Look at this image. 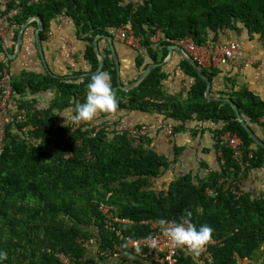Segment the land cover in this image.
I'll return each instance as SVG.
<instances>
[{
    "label": "trees",
    "instance_id": "obj_1",
    "mask_svg": "<svg viewBox=\"0 0 264 264\" xmlns=\"http://www.w3.org/2000/svg\"><path fill=\"white\" fill-rule=\"evenodd\" d=\"M13 10L18 14L7 29L19 30L29 18L39 17L44 23L42 42L53 21L72 18L78 35H85L84 61L92 72L100 65L95 39L113 37L112 29L126 27L133 32L153 65L167 58L168 40L191 38L199 46H209L227 31L235 39L247 35L264 43V0H10L0 5V14ZM32 25L38 28L37 22ZM158 33L159 40L153 43ZM110 52L102 71L111 74L118 108L125 109L120 98L126 99L130 109L140 110L152 101L163 102L156 111L163 114L162 123L173 127L171 136L164 134L168 138L185 131L194 118L222 123L214 132L222 155L220 168L205 173L175 170L169 178L178 157L171 161L158 152L153 138L140 134V128L105 125L109 120L103 115L90 122H74L82 124L72 132L74 104L85 99L91 76L71 80L49 75L12 77L14 99L27 111V120L7 126L0 153V251L7 252L2 264H63L60 255L77 264H111L110 257L120 249L126 251L121 244L128 238L151 234L144 221H180L185 210L193 212L191 219L197 226L208 224L214 229L207 244L212 264H255V257L264 250V190L258 188V181H264V148L250 138L229 103L206 99L207 82L186 59L181 68L194 84L187 101L176 103L162 91L167 78L163 67L154 68L136 88L124 92ZM0 53H5L1 44ZM143 60H137L139 67ZM8 65L5 55L0 73ZM202 71L214 80L215 70ZM41 91L53 95L47 108L36 95ZM227 96L254 132L255 126L262 128L263 136H258L264 142V101L247 88ZM24 127L33 129L23 132ZM228 132L243 142L239 159L221 141ZM103 205H110V210L102 212ZM128 220L131 223L123 222ZM95 240L99 247L92 253L86 246ZM180 264L199 262L181 250Z\"/></svg>",
    "mask_w": 264,
    "mask_h": 264
},
{
    "label": "crops",
    "instance_id": "obj_2",
    "mask_svg": "<svg viewBox=\"0 0 264 264\" xmlns=\"http://www.w3.org/2000/svg\"><path fill=\"white\" fill-rule=\"evenodd\" d=\"M36 18L39 17L29 18L24 24L27 26L23 31L21 50L16 58H12V60L9 58L10 66H8L10 69H6L13 78L18 80L27 75L40 77L49 75L55 79L71 80L86 77V74L92 72L91 65L84 61L87 44L84 40L85 35L82 33L78 35L74 20L68 17H62L52 22V27L47 33V40L42 42L45 56V62H43L36 43V30L38 28L35 29L32 25V23L37 22ZM24 25L19 30L9 27L7 29L6 27V34L2 37V40L11 55L17 53L18 38ZM15 34L18 35L17 40H15ZM98 36H101L97 40L98 52L105 59L110 52L109 50H111L110 42L106 38L110 36ZM159 36L158 33V36L152 40L153 43L158 42ZM240 37L235 39L231 32L224 31L218 41L205 46L208 49L210 60L213 59L210 52L215 51L219 45L240 41L239 44L244 49H242L244 57L241 60L237 59L227 64L214 62L213 67L205 68L206 70L216 71L214 80L210 81L212 84L211 97L212 99H230L227 96L230 92L247 88L264 101V43L256 39L251 40L247 35ZM112 39L116 56H114L112 50L110 53L117 66L119 84L124 92H128L141 83H137L140 76L154 63H152V57H149L148 52L143 47L135 49L122 41ZM5 55V53H0V61L5 58ZM97 57L100 60L98 54ZM140 58L145 59L142 67L137 64V60ZM183 59H185L183 54L177 51L171 54L169 51L167 58L162 61L164 64L159 66L163 67V72L167 75V78L163 81L162 91L167 98H175L174 102L177 101L176 103L187 101L194 84V80L188 77L181 68ZM249 59L257 60L261 64H251L248 62ZM80 73L82 74L80 75ZM135 83L137 84L135 85ZM124 88H129V90H124ZM36 95L40 98L39 102L42 107L47 108L51 105L53 100L51 92L41 91ZM206 99L210 102H216L207 97ZM120 100L124 103L125 109L117 107L112 113H100L96 117L106 116L109 121L105 125L109 127L118 124V126L125 129L140 128V134H148L153 138L155 149L158 152L166 155L171 161L178 157L179 162L176 166H172L169 178L174 177L175 170L178 173L179 171L189 172L191 170H201L202 173H205L208 172L207 169L220 168L219 157L221 151L216 149L214 132L223 127L222 123L213 124L194 118L187 122L185 131L168 138L158 129V123L164 121V116L156 109L163 102L149 101L146 110H140L130 109L131 107L128 106L125 98H120ZM68 117L70 119V115ZM254 129L257 135L263 136V130L260 126H255ZM251 179L248 181H251ZM258 188L264 190L263 180L258 181Z\"/></svg>",
    "mask_w": 264,
    "mask_h": 264
},
{
    "label": "built area",
    "instance_id": "obj_3",
    "mask_svg": "<svg viewBox=\"0 0 264 264\" xmlns=\"http://www.w3.org/2000/svg\"><path fill=\"white\" fill-rule=\"evenodd\" d=\"M9 1L10 0H0V5L7 4ZM17 14V10L10 11L6 15L0 14V37L5 36L6 25ZM111 34L115 36L116 39L126 43L129 46H132L136 49L141 48L139 39L136 38L133 32L128 30L126 27L120 29H112ZM168 42L171 45L181 47L186 53L191 56L193 61L202 68L213 67L214 62L227 64L228 62L237 59L241 60L242 57H244L240 45L236 42L219 45L215 51L210 52L213 57L212 60H210L208 57V49L205 46H199L191 38H184L179 41L168 40ZM248 62L251 64H261V62L251 59H249ZM0 75V153H2L5 145L4 138L7 133V126L14 121H16L17 123H25L27 120V111L20 108L19 103L16 99H14L12 75L10 74L8 69L3 68ZM262 121L264 123V119ZM80 125H75L74 122H72V132L75 131ZM32 129V127H30V129L28 127H24L23 132ZM158 129L163 130L166 136H171L173 134V127L171 125H166L162 122H159ZM135 133L136 132L132 134L134 135ZM221 141L229 148L235 150L236 159H239L241 157V147L243 142L238 135L228 132L227 134L222 136ZM220 156H222L221 153ZM101 210L102 212L106 213L109 208L103 205L101 207ZM159 220L160 219H150L142 223V225L149 228L151 232L149 236L128 238V241L126 243L121 244L123 245V248H126L128 254H134V256L128 258L130 260H125L122 263L111 264H180L181 250H187L190 254L192 253L198 260L199 264L213 263V254L211 251H209L207 245L199 252L198 255L194 254L186 247L180 248L173 246L169 238L165 235L163 230L164 226L160 225ZM211 242L213 244L217 243L216 241ZM125 252L122 253V249H120L119 252H116L115 255L110 258L120 259L125 255ZM132 258L136 259L134 263H132ZM62 259L64 261V264H76L74 262H71V260L67 257H62Z\"/></svg>",
    "mask_w": 264,
    "mask_h": 264
},
{
    "label": "clouds",
    "instance_id": "obj_4",
    "mask_svg": "<svg viewBox=\"0 0 264 264\" xmlns=\"http://www.w3.org/2000/svg\"><path fill=\"white\" fill-rule=\"evenodd\" d=\"M14 18L11 20H14ZM0 38L2 39V37ZM110 38H115V36ZM111 79V74L107 71H98L91 76L90 81L86 84L85 99L83 102H75L74 104V108L72 110L73 115L71 117L73 122L77 124L80 122H90L93 121L100 113H112L117 109L118 100L113 89ZM59 114L63 115L62 113ZM107 207L110 210L111 206L107 205ZM192 216V211L185 210V214L181 217L180 221H166L165 219H160L159 223L164 226V233L169 238L173 246L180 248L186 247L188 250L198 255L199 252L210 242L214 229L208 224H201L197 226L192 222ZM128 223L131 222L128 220ZM94 244V248L91 249V246ZM98 247V241L96 240L92 244L86 246V248H88L92 253H94ZM132 256H134V254H125L120 259L109 258L108 262L122 263L125 260H130L128 258H131ZM60 257L62 258L65 256L60 255ZM6 259L7 252L0 251V264H2V262Z\"/></svg>",
    "mask_w": 264,
    "mask_h": 264
},
{
    "label": "water",
    "instance_id": "obj_5",
    "mask_svg": "<svg viewBox=\"0 0 264 264\" xmlns=\"http://www.w3.org/2000/svg\"><path fill=\"white\" fill-rule=\"evenodd\" d=\"M36 21L38 23V29L36 30V43H37V47L39 49V53L41 55V58L43 60V62H45V56H44V52H43V47H42V40H41V32L44 30V23L43 21L40 19V18H36ZM26 26L27 25H24L22 27V33L19 34V38H18V50H17V53L14 54V55H11L10 52L8 51L6 45H5V42L0 38V44L3 46L4 48V51H5V54L8 58H10L12 60V58H16L21 50V43H22V39H23V31L26 29ZM101 38V36H98L94 42V48L100 58V65H99V68L97 71L95 72H91V73H88L86 74L85 76L86 77H90L92 76L94 73L98 72V71H102L103 67H104V58L103 56L98 52V42L97 40ZM108 38L109 42H110V45H111V50L114 54V56H116V53L114 51V45H113V40L110 38V37H106ZM169 51L170 53L172 54L174 51H177L181 54H183V56L185 57V59L190 62V64L194 67V69L197 71V73L199 74V76L201 78H203L206 82H207V90L205 92V96L210 99V100H213V101H216V102H223V103H229L234 111H235V114H236V117L238 119V121L241 123V125L244 127V129L246 130V132L248 133V135L250 136V138L257 144L259 145L260 147L264 148V142L263 140L251 129V127L249 126L247 120L241 115L237 105L231 100V99H226V98H220V99H212L211 97V87H212V84L210 82V80L206 77V75L203 73L202 71V68L199 67L192 59L191 57L185 53V51L180 48L179 46H176V45H171L169 47ZM164 64V62L162 63H159V64H155V65H152L150 66L141 76H140V79L138 80L137 83L139 82H142L145 77L156 67H159V66H162ZM120 83V81H119ZM135 83V85L137 84ZM134 85V84H133ZM129 88H132V87H129ZM128 89H125L124 90H129Z\"/></svg>",
    "mask_w": 264,
    "mask_h": 264
},
{
    "label": "rangeland",
    "instance_id": "obj_6",
    "mask_svg": "<svg viewBox=\"0 0 264 264\" xmlns=\"http://www.w3.org/2000/svg\"><path fill=\"white\" fill-rule=\"evenodd\" d=\"M181 48V47H180ZM186 53V52H185ZM188 54V53H187ZM189 55V54H188ZM190 56V55H189ZM191 57V56H190ZM192 59V58H191ZM193 60V59H192ZM199 66V65H198ZM200 67V66H199ZM202 68V67H201ZM203 69H205V68H202V70ZM159 124V123H158ZM146 128V127H145ZM145 128H143V129H145ZM136 130H137V128H135ZM163 131V130H162ZM161 131V132H162ZM163 134H164V131H163ZM66 157H68V156H66ZM94 246H95V244L94 245H92L91 246V249H93L94 248ZM263 256H264V250H262L261 252H259L258 254H257V256L255 257V260H254V262H255V264H263Z\"/></svg>",
    "mask_w": 264,
    "mask_h": 264
}]
</instances>
